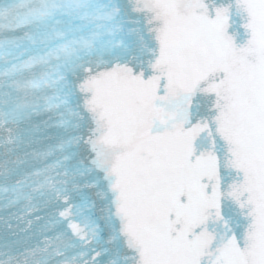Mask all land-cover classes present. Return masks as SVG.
<instances>
[{"label": "snow or ice", "instance_id": "1", "mask_svg": "<svg viewBox=\"0 0 264 264\" xmlns=\"http://www.w3.org/2000/svg\"><path fill=\"white\" fill-rule=\"evenodd\" d=\"M0 264H264V0H0Z\"/></svg>", "mask_w": 264, "mask_h": 264}]
</instances>
